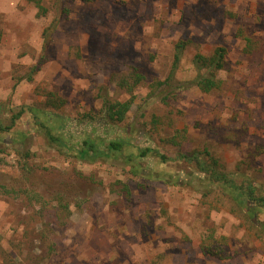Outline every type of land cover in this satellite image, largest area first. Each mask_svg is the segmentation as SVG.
I'll list each match as a JSON object with an SVG mask.
<instances>
[{"label":"rangeland","instance_id":"374dc122","mask_svg":"<svg viewBox=\"0 0 264 264\" xmlns=\"http://www.w3.org/2000/svg\"><path fill=\"white\" fill-rule=\"evenodd\" d=\"M41 5L0 0L1 124L24 110L0 132V264H264V0ZM217 48L219 88L184 89L193 57ZM104 95L130 100L122 122L101 121ZM87 136L128 144L89 164L73 152ZM193 151L257 207L206 181L181 157Z\"/></svg>","mask_w":264,"mask_h":264},{"label":"trees","instance_id":"16d2710c","mask_svg":"<svg viewBox=\"0 0 264 264\" xmlns=\"http://www.w3.org/2000/svg\"><path fill=\"white\" fill-rule=\"evenodd\" d=\"M28 2L34 4L35 8L38 10V13L43 15L46 11L44 7L41 5V0H27ZM84 2H90L92 0H82ZM55 22V20H54ZM49 27L44 28L43 35L47 34ZM189 42L186 41H178L174 46V54L173 61L170 73L167 79L159 85L165 84L169 85L172 81L175 71L178 68L180 63L183 51ZM224 50L222 48H217L213 51V53L209 56H203L200 54H196L193 57L192 65L195 68L197 74L191 81H187V86L183 87L187 89L191 86H196L199 91L203 93H208L213 89H218L220 86L219 80L216 79L215 72L220 70L222 67V61L224 58ZM133 73H129L128 78L122 79L119 82L121 88L125 87L127 92L131 93L132 90L136 87V85L140 84L143 81L142 75H140L136 70H132ZM27 81H31V77L27 78ZM184 84V85H186ZM61 104L63 102H60ZM130 108V100H126L123 102L113 101L107 98L105 95L102 96V106L100 108V113L102 116V122L106 124H116L123 121L125 115L129 112ZM28 111L35 113L34 109L28 108ZM24 112L23 109L18 111L16 114L11 116V124L9 126H4L0 122V132H6L11 130L12 125H14L15 121L20 117V115ZM47 142L50 145H55L56 147H66L62 141L63 138L60 136L52 135L50 133V129L45 133ZM184 139V138H183ZM19 140V137L16 138ZM14 139V141H16ZM175 138H171L168 142H174ZM128 144L125 139L118 140H108L105 141L99 138H91L87 136L82 143L78 144V148L74 149L73 152L75 154V158L79 161H83L86 163H93L97 158H107L111 154H118L122 151V149ZM100 147H104L101 149ZM148 154H154L156 156L161 157L162 160L165 159L164 156L159 155L157 152L150 148H145L143 150H139V157H145ZM207 155V152H205ZM200 153L197 151L190 152L188 155L181 156L183 159H186L188 163L195 162L196 169L199 173L204 174L206 177L205 180L209 183H219L225 181L223 185L227 186L228 194L231 196L233 201H235L238 205H245L247 200H250L255 205L259 202L254 198V189L251 187H247V191L242 190L240 186H236L233 183H229L226 181L227 175L224 172H221L217 169V162L215 159L211 158L210 162H207L205 159L200 157ZM226 177V179H225ZM173 181L167 180V183H172ZM257 207V205H256ZM248 213H252L251 208L247 209ZM220 247V246H218ZM221 248V247H220ZM222 249V248H221ZM206 250V251H205ZM204 250V253H208L207 249ZM210 250V249H209ZM210 253V252H209ZM211 253L213 251L211 250Z\"/></svg>","mask_w":264,"mask_h":264}]
</instances>
